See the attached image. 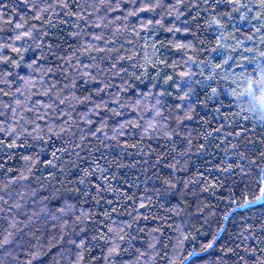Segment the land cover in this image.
I'll list each match as a JSON object with an SVG mask.
<instances>
[{"label": "trees", "instance_id": "1", "mask_svg": "<svg viewBox=\"0 0 264 264\" xmlns=\"http://www.w3.org/2000/svg\"><path fill=\"white\" fill-rule=\"evenodd\" d=\"M156 2L104 0L115 11L101 7L85 13L103 19L98 29L59 9L46 14L49 25L33 19L25 0H0V43H12L16 23L25 21L24 31L39 24L49 34L40 47L35 39L15 41L16 47L27 48L19 67L0 62V120L11 124L12 109L4 105L25 98L3 94L16 88H24L32 104L64 100L50 110L48 121L39 122L42 132L18 139L0 133V141L17 145L0 144V243L7 232L15 236L13 244L0 247V264H73L80 252L83 264H255L264 256V198L256 199L264 187V162H252L264 150V123L249 111L253 102L244 93L246 78L259 79L258 66H264V58L248 51H264V45L245 39L261 24L250 16L241 20L245 13L225 7L228 0L215 10L204 0H158L161 7L140 11ZM225 11L233 15L223 27L205 23ZM97 35L104 36L98 47L107 44L119 53L77 51ZM5 53L12 55L10 49ZM121 55L132 59L112 69ZM93 58L102 62L100 71L83 67ZM5 70L12 73L8 84L2 82ZM89 71L95 79L85 74ZM53 84L49 97H43ZM28 117L35 119V113ZM53 121L71 131L49 133ZM27 126L31 132L34 126ZM240 128L248 130L247 136L234 135ZM66 205L68 211H58ZM102 233L125 237L122 251L107 261L110 240L100 239ZM156 242L153 252L149 245ZM36 252L41 254L33 259Z\"/></svg>", "mask_w": 264, "mask_h": 264}, {"label": "snow or ice", "instance_id": "2", "mask_svg": "<svg viewBox=\"0 0 264 264\" xmlns=\"http://www.w3.org/2000/svg\"><path fill=\"white\" fill-rule=\"evenodd\" d=\"M179 2V0H178ZM222 0H212L211 3H209V0H204L205 5L211 9V10H215L217 7H219L221 5ZM25 3L27 4L28 7H30L31 9H33V11L35 12V15L33 16V19L37 20V21H44L46 24H52V20L46 17V14L49 13H55L57 9H59L60 11H65L67 10V13L71 16H75L78 17L82 20L85 21V27H88V23H94L96 28L100 29L103 27V19L99 16H97L95 18V20L92 19V13H97L99 12V9L101 7H107L109 11H115L114 8H112V5L109 3L107 5H105L104 0H101L100 4L97 5L95 3L89 4L87 3V0H83L82 3H78V4H73V3H69V0H51V2H49V0H37L36 3H28V0H25ZM5 8L7 7H15V5H5ZM118 7H120L118 5ZM161 7L160 3L157 2L156 3H147L145 4L140 11H153L156 8ZM191 7L193 9L196 10L197 15H200V9H199V5L198 4H193L191 5ZM225 7H231L233 11H235L237 14L243 12L245 13V15H240V19L244 20L247 19L249 16L256 20L258 23L261 24V27L256 28L253 26L252 28V35H246L245 39L248 41H256L257 39H259V42L261 45H264V0H250L249 3H244L243 0H228V4L225 5ZM91 8L92 9V13H88L87 15L85 14L86 12H88V9ZM75 9V10H73ZM0 15H3V12H0ZM233 13L232 11H225L222 13H218L216 16H214L211 20L209 21H205V23L211 25V24H215L218 26L223 27V21L225 19L230 20L232 17ZM23 19V17H22ZM196 17H193V20H195ZM4 23H8V21H5ZM27 23V21H25L24 23H16L15 26V30H19L18 34L15 35V37H10L9 39H11L13 42L12 43H0V62H3L4 64H9L12 65L14 67H19L20 63L23 60V53H25L27 51V48H21V47H16L15 46V41H22L26 38L28 39H35L37 41H40V43L37 44V47H40L43 43V40L49 35L46 31H43V25H30L28 27L27 31H24L25 28V24ZM150 23V22H149ZM77 27H79V25H77ZM141 27H143V25H141ZM184 31H189L188 28L183 29ZM73 36L79 35V33L77 32H73L72 33ZM116 37L113 36L112 40H115ZM233 39H235V37H233ZM104 40V36L103 35H97L94 37V41L95 42H90V41H85V45L86 46H82V49H77L78 52L82 51V54L84 55H89L91 56V52H96L98 55L100 53H105V52H115V53H119L120 49L116 48V47H112V48H108L107 44L105 45L104 48H100L98 47V43L100 41ZM244 41H238V43H240L241 45L243 44ZM109 43H111V41H109ZM220 41H217V44H219ZM179 48H183L185 47V45L183 43H179L176 45ZM49 47H51V45H49ZM10 49L12 55L6 54L5 50ZM248 51L250 52H254L257 53L259 57L264 58V51H259V49H249ZM13 56L18 57L17 59H13ZM69 59H71V57H69ZM111 59V58H109ZM131 60L132 57L131 56H119V60L116 61V63H112L111 68L115 69L117 68V65L119 64L120 61L122 60ZM228 59H231V57H229ZM245 59H247V57H245ZM225 63H227V61H225ZM35 64V62H33V65ZM33 65H29L30 67ZM83 67L85 68H89V69H96L97 71H100L101 67H102V62L101 64H97L95 62V59L93 58V63L91 65H83ZM217 67H220L219 65H217ZM48 71H52V69H49ZM104 73H106L107 71H109V69H104L103 70ZM119 71H125L124 68H119ZM255 71V69H254ZM78 75H81L80 73H77ZM86 75H88L90 78L95 79V76H92L91 71L85 73ZM12 75L11 72L5 70V72L3 73V80L2 82L4 84H8L9 80L8 77H10ZM183 75H188V73H184ZM21 81H23L25 84H27V81L25 80V78L21 77L20 78ZM101 79H103V74H101ZM209 79H211V77H209ZM246 82H247V87L244 89V93H247L248 96H250L252 98V100H257L259 102V110L262 113V115L260 116V120L262 123H264V67L260 68L259 71V79H256L254 76L252 77H247L246 78ZM74 86V85H73ZM107 86V85H106ZM177 87H179V85H177ZM53 88H55V84H53L51 87H49L47 90H45L41 95L43 97H49V93L52 92ZM103 89H101L102 91ZM59 92L62 93V89L58 90ZM259 91V96H255V93ZM0 92H3V89H0ZM212 92L215 93L216 89H212ZM17 93H23L24 94V99H19L17 98L14 101V105H10V104H5L4 108L5 110L11 108L12 109V123L9 124L7 121L5 120H0V125H3L2 127H0V133H6L7 137H12L13 135H15L16 139H18L20 136L25 135V133H39L42 132L43 129L40 127V121H48L49 119V115L48 113L50 112V110L52 109H59L60 103H64V100H60L59 103L56 102V100H51L49 103H45L44 99H39L38 101H36L35 104H32V100H31V96L28 95L27 92L24 91V88H16L13 92H4L3 94L5 96L11 95V96H16ZM244 93H237L235 91H233V95L236 96H240L243 97ZM187 95V93H186ZM57 100H59V96H57L56 98ZM67 99V98H65ZM251 103V101H250ZM32 104L31 107H29L28 105ZM41 107H43V109L45 110V114L41 115ZM106 107V105H105ZM91 111V110H90ZM249 111H255L254 108H250ZM29 113H35V119H29L28 114ZM61 115H69L67 113H61ZM243 119L247 120L248 117H243ZM19 121V122H18ZM88 124H91L92 121L88 120L87 121ZM28 124L33 125L34 127L31 128V132L29 131V127L27 126ZM64 125L68 124L67 120L63 121ZM51 127H48V132L52 133L55 132L56 135H59L62 132L65 131H71V128H65V127H61L60 125H56L55 122H52ZM154 125L150 124L148 126V128H145V132L147 133L149 128H152ZM101 127H104V125H101ZM121 127H123V125H121ZM223 127V125H221V128ZM58 129V131H57ZM96 131H100V129L98 128ZM214 131H219V129H216ZM93 135H95V133H92ZM248 134V130L246 128H240L238 131H236L234 133L235 136L239 137V136H247ZM168 135H172L171 132L168 133ZM50 138V137H48ZM81 139H84L83 137H81ZM225 139H227V137H225ZM0 144H3L4 146L8 147V148H13V147H17V145L15 144V141L13 140L12 143H8V140L5 139L4 141H0ZM76 147H79V145H76ZM203 147V146H201ZM231 147L236 148L238 147V145H231ZM238 155H240L241 159L245 158V154L244 153H238ZM27 159H30L27 158ZM257 159H260L262 162H264V150L260 151L259 153V157H253L252 158V162L255 163V161ZM174 167V165H173ZM231 167V166H230ZM237 167H241V170H243L241 165H237ZM257 167H259V165H257ZM202 175V174H201ZM262 176H264V171H262L261 173ZM103 179L107 180V177H103ZM83 183V181H81ZM262 183H264V181H262ZM106 191H115V189L112 188H108L105 189ZM264 198V187L260 188V195L258 197H256V199H262ZM129 199H131V197H129ZM245 203H249V201L245 200ZM17 208H20L21 205L17 204L16 205ZM140 208L146 207V205L144 204H140L139 205ZM68 207L67 205L64 208L59 209L58 211L61 212H66L68 211ZM9 211H11V209H9ZM105 215H107V213H105ZM89 219L91 217H88ZM126 227H130V225H125ZM11 227H15V224L11 225ZM261 228L264 229V225H261ZM122 231V230H121ZM158 231V230H157ZM253 235H255V233H253ZM124 236L123 235H117L115 237H108L106 234H101L100 235V239L104 240V239H109L110 240V246L107 249V253L105 254V260L107 261L108 257H113L115 258L121 251V247H120V243H122L124 241ZM95 239V237H94ZM15 241V236L13 235L12 232H7L6 235L4 236L3 242L0 243V247H4L5 245H11L13 244V242ZM72 243H75V241H72ZM157 243H152L149 245V248L155 252ZM80 247L82 249H84L85 247V241L84 240H80ZM208 247H211V245H208ZM86 250V249H85ZM250 251H257L256 248H251L249 249ZM123 251H126V249H124ZM229 251H233V249H229ZM41 253L36 252L33 254V259L37 258ZM145 254L141 255V259L144 258ZM192 253H189V256H191ZM93 259H97L96 257H93ZM185 260L188 259V257L184 258ZM241 259H243L241 257ZM84 261V255L83 252H80L77 254V258L76 260L73 262V264H83ZM29 264H31V262L29 261ZM108 264H111V262H108ZM137 264H139V262H137ZM181 264H183V261H181ZM245 264H247V262H245ZM255 264H264V256L260 257L259 259H257L255 261Z\"/></svg>", "mask_w": 264, "mask_h": 264}, {"label": "rangeland", "instance_id": "3", "mask_svg": "<svg viewBox=\"0 0 264 264\" xmlns=\"http://www.w3.org/2000/svg\"><path fill=\"white\" fill-rule=\"evenodd\" d=\"M258 66V65H257ZM259 67V69L261 68V67H264V66H258ZM260 71V70H259ZM259 91H257L256 93H255V96H259ZM246 96L247 97H250V96H248V94L246 93ZM250 99H251V101L253 102V106H254V109H255V111L257 112V114L258 115H262V113L260 112V110H259V102L257 101V100H252V98L250 97Z\"/></svg>", "mask_w": 264, "mask_h": 264}]
</instances>
